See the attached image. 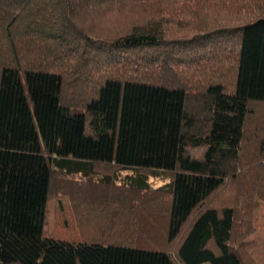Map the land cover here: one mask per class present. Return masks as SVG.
<instances>
[{"label": "trees", "instance_id": "16d2710c", "mask_svg": "<svg viewBox=\"0 0 264 264\" xmlns=\"http://www.w3.org/2000/svg\"><path fill=\"white\" fill-rule=\"evenodd\" d=\"M64 1L0 0V264H243L229 245L234 209L205 203L236 178L250 106L264 104V17L191 38L142 30L100 44ZM69 41L71 80L60 68ZM188 45L196 78L181 72ZM100 167L172 174L159 191L168 209L129 205L118 195L126 187L92 181L109 193L76 198L58 228L80 237L46 234L55 173ZM144 181L129 188L146 190ZM164 211L155 245L151 215Z\"/></svg>", "mask_w": 264, "mask_h": 264}, {"label": "rangeland", "instance_id": "374dc122", "mask_svg": "<svg viewBox=\"0 0 264 264\" xmlns=\"http://www.w3.org/2000/svg\"><path fill=\"white\" fill-rule=\"evenodd\" d=\"M67 2L70 4L71 11L69 17L75 21L76 27L82 32L81 35L100 44L111 43L132 32L142 30L161 31L162 36L168 40L191 38L204 32L231 25L236 26L253 18L264 17V0L239 2L236 0H193L195 5L182 4L181 1L172 0L64 1V3ZM188 8L189 10L193 9L191 14L187 12ZM204 18H208V22H205ZM166 21L171 23L168 24V28ZM177 22L179 25H176ZM179 26L183 29L182 31L177 30ZM197 28L198 30H196ZM67 44L74 43L69 41L62 46L61 53L65 60L60 68L64 75H69V80H71L78 65L76 59L70 55ZM79 44L83 46V43ZM190 46L188 45L186 48L190 50L186 55L189 64H185L184 69L181 70L180 67L178 70L186 74L185 78L194 76L196 78L198 70L196 73L195 68L194 70L191 68L192 51H195V47ZM182 57V54L179 53L178 60L183 59ZM66 79L68 78L66 77ZM74 90L72 87H67L65 95L80 99L81 96L77 91L71 94ZM196 99L198 98L192 97L189 101L193 107L196 106ZM241 152L236 178L229 179L223 188L206 201L205 207L218 211L224 208H233L235 222L229 242L231 249L240 256L243 264H264V104L250 106ZM191 154L194 157H200L202 150H191ZM81 174L64 176L59 172L55 173L53 186L56 187H53L54 192H52L49 201L53 220L51 215L47 217L46 234L52 231L53 236L58 239L80 237L70 235L65 231L58 232V228L64 227V220H70L72 211L76 209L74 203L78 202L76 198H93L95 195L104 197L109 193V191L101 190L102 187L93 184L92 181H104L126 187L127 190L124 189L125 191L118 195L125 197L128 200L126 203L129 205L143 204L147 211V206L151 207L150 211L168 209L169 196L159 191L168 189L173 178L172 174L158 172L157 175H153L151 172H135L132 169L115 171L109 167L95 168L89 175L82 176ZM138 178L145 179L146 190L135 191V189L129 188L134 187ZM165 187L167 188L165 189ZM85 194L87 196H84ZM164 215L161 217H157L155 214L151 215L153 222L150 223L153 228L148 233L153 236L150 240L154 241L155 245L157 242H163V228L167 220L166 212ZM141 224L143 226L145 224L146 227V220L143 219ZM142 240L147 242L145 238ZM172 246L171 248L174 247Z\"/></svg>", "mask_w": 264, "mask_h": 264}]
</instances>
